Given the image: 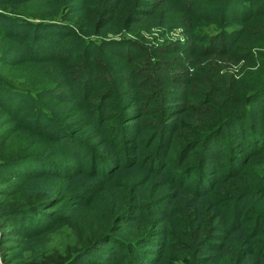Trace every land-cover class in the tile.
Here are the masks:
<instances>
[{"label":"trees","instance_id":"16d2710c","mask_svg":"<svg viewBox=\"0 0 264 264\" xmlns=\"http://www.w3.org/2000/svg\"><path fill=\"white\" fill-rule=\"evenodd\" d=\"M0 16L35 29L0 32L1 233L68 234L23 264H264L247 116L264 114V0H0Z\"/></svg>","mask_w":264,"mask_h":264},{"label":"rangeland","instance_id":"374dc122","mask_svg":"<svg viewBox=\"0 0 264 264\" xmlns=\"http://www.w3.org/2000/svg\"><path fill=\"white\" fill-rule=\"evenodd\" d=\"M40 28L42 30L43 35H45L46 32H49L52 35L51 39H49L48 41L50 46L52 45V41H55L57 37L56 34L52 33V30H61L62 27L58 25V26H50L48 28L45 27H40ZM34 30H35L34 27L28 24L18 23L15 21V19L14 20L7 19L0 16V32L4 33L6 31H10L13 33L16 32L21 33L23 31H28L26 44H29V42L31 41L30 39H32L33 37L32 33ZM179 34H180L179 28H174L170 32V35H172L173 37L179 36ZM43 39H45V36H43ZM31 47L32 46L30 45L28 47V50ZM58 51L61 52V47L58 48ZM82 87H83L82 84L74 83L72 85L61 87L57 90L68 95L69 94L72 95L73 93L81 94ZM123 97H124L123 95H121L120 98L117 97L116 99H114V103L118 102L120 104V101L123 99ZM22 106H23V111L29 109L30 107L29 102L27 101L24 102ZM247 111H248L247 116L248 115L250 116L252 127L263 126V128L260 129H264V125H263L264 114L263 116H257L254 111L249 109ZM261 122H263V124ZM78 156L80 157L78 160L83 162L85 164L84 166H86L89 162V158L86 157V153H80ZM69 160L73 161V159L70 158ZM2 229L8 231L9 227L4 226ZM8 234L10 235V232H7L6 236L2 235L0 229V243H2L3 253L11 258L12 260L11 263H15V264H23L26 261H29L35 254L38 253L39 250H41L44 247L45 248L49 247L51 244H62L65 240H68L67 229L65 228H57L56 230L50 229L45 234L43 235L41 234L35 238H31V239L29 238V240H25L20 236H13V235H12L13 238H10ZM0 264H3L1 259H0Z\"/></svg>","mask_w":264,"mask_h":264}]
</instances>
